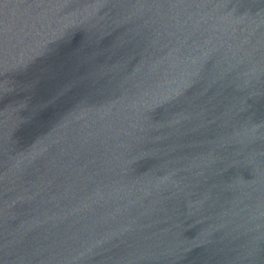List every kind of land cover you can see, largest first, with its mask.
Returning <instances> with one entry per match:
<instances>
[{
  "label": "water",
  "instance_id": "obj_1",
  "mask_svg": "<svg viewBox=\"0 0 264 264\" xmlns=\"http://www.w3.org/2000/svg\"><path fill=\"white\" fill-rule=\"evenodd\" d=\"M0 264H264V0H0Z\"/></svg>",
  "mask_w": 264,
  "mask_h": 264
}]
</instances>
